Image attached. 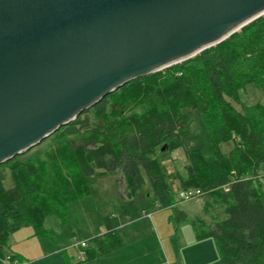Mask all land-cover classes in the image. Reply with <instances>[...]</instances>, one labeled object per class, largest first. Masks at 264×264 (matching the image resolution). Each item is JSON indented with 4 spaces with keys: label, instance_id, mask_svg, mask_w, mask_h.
<instances>
[{
    "label": "trees",
    "instance_id": "obj_1",
    "mask_svg": "<svg viewBox=\"0 0 264 264\" xmlns=\"http://www.w3.org/2000/svg\"><path fill=\"white\" fill-rule=\"evenodd\" d=\"M250 84L264 93V17L195 58L107 96L50 136L57 150L48 156L31 149L0 165V264L7 253L12 263L6 264L24 263L11 252L12 235L21 228L54 241L45 220L66 221L70 205L91 196L105 174L117 176L122 199L133 198L147 177L150 198L161 208H175L170 176L158 157L163 147L186 150L188 164L177 173L180 190H198L220 207L212 224L192 222L197 240L215 241L219 258L212 264H264V107L241 103L239 111L230 102L240 103V91ZM186 109L200 112L213 159L186 148ZM227 142L234 146L223 154L220 145ZM5 166L11 189L4 186ZM176 214L178 222L187 220L184 212ZM122 247L113 230L82 251L88 262Z\"/></svg>",
    "mask_w": 264,
    "mask_h": 264
},
{
    "label": "water",
    "instance_id": "obj_2",
    "mask_svg": "<svg viewBox=\"0 0 264 264\" xmlns=\"http://www.w3.org/2000/svg\"><path fill=\"white\" fill-rule=\"evenodd\" d=\"M262 17L264 0H0V165Z\"/></svg>",
    "mask_w": 264,
    "mask_h": 264
},
{
    "label": "rangeland",
    "instance_id": "obj_3",
    "mask_svg": "<svg viewBox=\"0 0 264 264\" xmlns=\"http://www.w3.org/2000/svg\"><path fill=\"white\" fill-rule=\"evenodd\" d=\"M239 100L240 103L229 100L239 111L242 110L241 103L246 106L261 104L264 107V93L252 84L240 91ZM184 113L187 116L188 124V133L184 137L186 148L191 151L199 150L206 159H213L208 133L200 112L198 110L186 109ZM52 138L46 139L41 145L32 149L30 153L40 149L43 151L44 157H46L51 152L56 151L55 143H51ZM233 146V142L222 143L220 150L223 154H227L233 149ZM158 157L166 173L170 176V184L178 201L179 190L176 188L180 185L177 173H184L185 166L188 164L186 150L182 148L172 152H160ZM2 170L5 177L4 186L6 189H11L13 182L10 176V169L5 166ZM117 179V176L112 174L101 176L93 187L94 194L89 198L91 200L72 203L73 205L70 206V209L75 214L68 216L66 221L63 222L56 216L47 218L44 222V228L54 230L57 234L54 241L34 236L31 228L25 227L19 233L17 232L18 234H15L17 241H23L19 242L15 248L17 252H20L26 258L24 262L26 264H64L67 260L66 257H68L69 261L72 259L73 261H78L80 254L73 247L76 237L78 240H83L87 231L93 227L96 229L103 227L105 226L103 224L107 222L108 225L112 222H127L129 219H134L135 216L140 217L143 214V206L145 205L148 206L149 213L153 216L152 220L146 219L136 225L137 230H139L138 234L148 244H151L153 241L149 230L151 229L155 235L159 245L158 249L153 248L154 255L158 254L155 264H161V262H163L162 264H176V227L178 232L184 233L186 239L189 240L187 237L190 234L193 235L192 222L195 218L212 224L217 215L221 213L220 207L213 200L205 197L194 201H178L175 208H156V205L153 204L155 202L154 196L151 195L150 198L153 203L147 198V194L151 193V186L147 177L146 185L140 190L133 204H125V199H122L120 195ZM105 199H109L111 202L107 203ZM96 203L98 205H95ZM122 208H125L126 211L120 214ZM177 210L187 215L186 221H177L179 218L176 214ZM77 217L79 218L78 224ZM178 227L182 228L178 229ZM126 240L129 242L130 239ZM209 241L210 244L202 246L201 249L198 248L200 247L198 245L197 248L192 247V245L190 246V242L188 243L187 241L189 247H182V264H189V261L193 257H198V255H203L196 259L197 262L201 261L198 264H212L216 262L218 260L217 248L212 238ZM64 251L68 252V256L63 254ZM9 254L7 253L6 256Z\"/></svg>",
    "mask_w": 264,
    "mask_h": 264
},
{
    "label": "crops",
    "instance_id": "obj_4",
    "mask_svg": "<svg viewBox=\"0 0 264 264\" xmlns=\"http://www.w3.org/2000/svg\"><path fill=\"white\" fill-rule=\"evenodd\" d=\"M176 189L180 190V186ZM139 192L140 191H138V193L133 198L125 199L124 203L125 204L129 203V205L133 204V202L135 201L136 196L139 194ZM93 194H94V190H93L91 196L83 198V199L78 200V201L85 202V200H91L89 198H91L93 196ZM147 198L149 199L150 202H152L150 200V194H147ZM78 201H76V202H78ZM105 201L107 203L111 202V200H109V199H105ZM153 204L156 205V208H160L155 202ZM71 205H73V204H71ZM95 205H98V203H96ZM148 209H149L148 206L144 205L143 206V214L140 215V217L135 216L134 219H129L127 222H120V223L112 222V223H109L108 225H107V223H108L107 222L106 224H103L105 226L99 227L98 229H96L95 227L91 228L89 231H87L86 235H84L83 240H78L77 237H76V239L74 238L76 240V242L74 243L73 247L76 249V252H78L80 254L81 258L79 257L78 261H73V259L69 261L68 257H66L67 260L65 261V263H67V264H86V263L92 262L93 264H155L156 257L158 254L154 255L153 248H155V249L159 248L158 241H157L155 235L153 234V232L151 231V229L149 227V229H150L149 233H150V236L153 239V241L151 242V244L145 243L143 241V238L138 234L139 230H137V228H136V225L138 223H140L141 221L146 220V219L152 220L153 215L149 213ZM125 211H126L125 208H122V212H120V214L125 213ZM72 214H75V213L70 209V215H72ZM126 215H128V214H126ZM104 219H107V218H104ZM78 223H79V218L77 217V224ZM182 227H178V229H180ZM26 228H31V230L34 233V230L32 227H26ZM21 229H19L18 231H16L12 235L11 252L19 255L21 259L26 260V258L23 256V254H21L20 252H17V249L15 248L19 242L23 241V240L17 241V239H16L17 237L15 236V234H18ZM47 230H52V229H47ZM113 230H116L120 234L121 239L123 241V247L120 248L119 250H116L114 252L105 254L103 256L97 257L93 260L86 262L85 253L82 251V249H80L76 245V243L77 242H88L89 243V241L92 238H94L96 236L103 235V234L110 232V231H113ZM52 231L54 232V230H52ZM34 236H35V234H34ZM128 238L130 239L129 242H127V240H126ZM187 238L189 240L186 239V235H184V233L178 232L177 227H176V264H182V257H183L182 247H187V248L189 247L187 244V241H188V243L190 242V246L192 245V247L197 248V245H198V246H200L198 248L201 249L202 246L209 245L210 244L209 240H211V238H207L204 240H197L194 230H193V235L190 234V235H188ZM180 241H182V242H180ZM215 246H216V244H215ZM67 253L64 251L63 254H66V256H68ZM217 253H218V251H217ZM199 256H203V255H198V257H193L189 261V264L201 263V261L197 262V260H196L197 258H199ZM218 258H219V255H218ZM162 263L163 262H161V264Z\"/></svg>",
    "mask_w": 264,
    "mask_h": 264
},
{
    "label": "built area",
    "instance_id": "obj_5",
    "mask_svg": "<svg viewBox=\"0 0 264 264\" xmlns=\"http://www.w3.org/2000/svg\"><path fill=\"white\" fill-rule=\"evenodd\" d=\"M200 197H201V192L198 190H191V191L179 190L178 201L180 202L194 201V200L199 199ZM76 245L81 249H85L88 246V242H77ZM6 263H12L10 254L6 257L4 261V264ZM17 263H18L17 261H14L13 264H17ZM23 264H26V263L24 262Z\"/></svg>",
    "mask_w": 264,
    "mask_h": 264
}]
</instances>
